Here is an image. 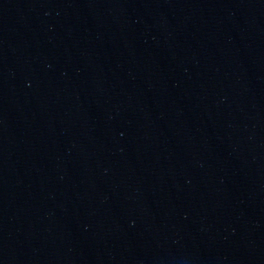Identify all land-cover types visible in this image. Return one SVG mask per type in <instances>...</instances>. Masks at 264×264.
Listing matches in <instances>:
<instances>
[{"label":"water","instance_id":"water-1","mask_svg":"<svg viewBox=\"0 0 264 264\" xmlns=\"http://www.w3.org/2000/svg\"><path fill=\"white\" fill-rule=\"evenodd\" d=\"M0 264H264V0H0Z\"/></svg>","mask_w":264,"mask_h":264}]
</instances>
